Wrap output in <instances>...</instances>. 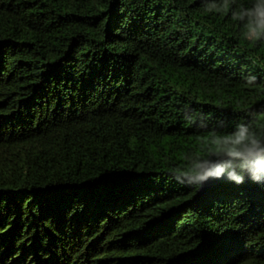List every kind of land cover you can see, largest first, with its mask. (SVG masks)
<instances>
[{"label":"trees","instance_id":"16d2710c","mask_svg":"<svg viewBox=\"0 0 264 264\" xmlns=\"http://www.w3.org/2000/svg\"><path fill=\"white\" fill-rule=\"evenodd\" d=\"M253 3L0 0V264H264V176L180 174L264 145Z\"/></svg>","mask_w":264,"mask_h":264},{"label":"clouds","instance_id":"9594fccd","mask_svg":"<svg viewBox=\"0 0 264 264\" xmlns=\"http://www.w3.org/2000/svg\"><path fill=\"white\" fill-rule=\"evenodd\" d=\"M228 7L229 0H222L221 5L211 4L205 11L222 10L226 13ZM232 19L244 21L242 28L247 39L253 41L264 39V0H254L251 7L240 6L239 11L232 13ZM214 145L215 152L227 157L228 160L224 163L204 160L182 168L180 174L192 178L187 183L202 185L210 178H227L236 183H243L245 175L254 182L261 181V177L264 176V145L246 125L238 124L233 131L215 140Z\"/></svg>","mask_w":264,"mask_h":264}]
</instances>
